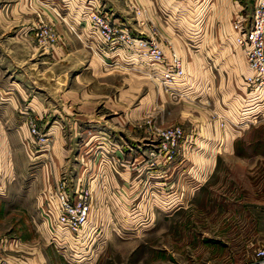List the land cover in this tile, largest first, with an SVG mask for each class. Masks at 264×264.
Listing matches in <instances>:
<instances>
[{
    "label": "rangeland",
    "instance_id": "374dc122",
    "mask_svg": "<svg viewBox=\"0 0 264 264\" xmlns=\"http://www.w3.org/2000/svg\"><path fill=\"white\" fill-rule=\"evenodd\" d=\"M113 1L132 16L130 7L133 8V1L139 0ZM163 1L167 7L164 11L159 10L160 23L175 34L174 40L179 43L178 50L182 53V57L179 56L187 62V71L191 75L186 76L191 79L186 82L188 98L169 95L155 77L143 68L131 66V75L136 80L149 82L153 89L152 92L150 89L149 108L141 113V117L131 119V134L140 146H134L133 142L130 146L123 137L112 135L118 143L104 140L106 148L100 144L91 145L95 159L101 149L107 157L118 153L119 164L109 166L105 163L103 175L107 171L120 180L116 184L107 181L108 191L99 197L100 204L91 194L89 221L93 226L83 244L78 246L70 242L56 246L58 240L54 241L51 236V215L44 191L53 181L42 187L40 175L43 169L39 159L44 149L54 146L53 137L59 142L65 140V146L70 150L58 167L57 178L60 175L68 177L67 184L71 188L83 167L97 173L95 162L86 166L79 156L84 134L77 129L72 134L48 132L50 127L59 126L58 121H51L55 119L38 121L37 129L45 138L42 141L25 130L21 134L25 140L22 146L15 134L7 133L13 140L14 150L9 149L5 158L10 161L8 165L0 164V243L15 238L21 247L11 251L4 249L7 254L22 260L36 252L42 261L44 258V264H71L64 256L74 254L96 256L93 263L83 264H131L132 253L140 256V264H245L254 259L257 249H264V99L261 100L264 96L259 99L258 116L247 125L235 126L233 118L244 110L249 112L255 105L244 84L247 69L241 50L234 43L231 28L234 18L245 17L248 23L255 0H195L193 19L188 15L192 11L191 0ZM26 2L27 5L37 2L45 7L49 1ZM63 7L56 8L65 12L66 7ZM96 7L106 10L113 21L121 22L110 7L99 4ZM19 28L25 29L16 25L7 31L12 33ZM192 76L198 77L197 83ZM147 91V87L138 91L131 109L144 106L146 101L142 96ZM10 114L13 112H9V117L0 118V127L10 129L15 122L23 121L22 117H11ZM77 125L80 128L79 123ZM174 125L184 129L185 155L192 159L195 167L194 170L190 166L188 170L185 165L181 166L192 186L185 197L174 194L177 186L173 181L177 176L174 179L171 176V182L165 185H160L159 180L151 181L152 176L168 171L165 166L144 164L155 146L150 141L155 128ZM213 131L215 134L211 135L209 132ZM105 137L111 139L108 135ZM209 142L215 146H207ZM196 143L199 148H194ZM188 150L191 155L187 154ZM196 168L197 171L204 169L205 175L195 177ZM89 174L95 179L87 184L92 190L99 188L98 175ZM130 177L131 198L130 188L124 183ZM165 192L170 197L167 194L160 196ZM130 199L131 211L128 209ZM101 205H113L121 211L112 214V210L109 212Z\"/></svg>",
    "mask_w": 264,
    "mask_h": 264
},
{
    "label": "crops",
    "instance_id": "0c3cea01",
    "mask_svg": "<svg viewBox=\"0 0 264 264\" xmlns=\"http://www.w3.org/2000/svg\"><path fill=\"white\" fill-rule=\"evenodd\" d=\"M48 1V4L43 7L41 6L43 4L39 5L40 3L37 2L33 3L34 5H27L26 0H0V118L9 117V112H13V114H10L11 117L23 118L21 123L15 122V125H12L10 129L0 127V164L7 166L10 161L5 158L9 153V149L14 150L13 140L9 139L7 133L15 134L17 141L24 146L25 140L21 134L23 135L25 130L29 133L28 121H32L38 127L37 123L40 119H55L51 120L53 123L58 121L59 126L50 127L48 132L72 134V131L77 129V131H81V134H84V145L80 147L79 156L86 166H90L95 159V157H92V151H90L91 145L100 144L103 148H106L107 142L105 141L116 142L112 136L116 138L123 137L128 144L133 142L135 143L134 146H140L139 141L136 142L137 138L131 134V119H136L137 116L141 117V113L149 108L151 104L149 97H151L153 89L152 84L149 82L136 80L131 75V66L135 65L147 72L149 68L136 54L134 47L131 48L126 45L111 46L105 43L96 28L90 24L87 13L91 9L97 8L96 6L99 4L103 7H110V10L120 18V21L132 29H140L137 22L143 21V33L147 34L149 28L155 29V37L165 54L173 51L180 55L182 53L178 50L179 43L174 40L175 34L167 29L168 26L166 27L160 23L159 10L164 11L167 7L164 1H133V8L130 7L132 16H129L128 11L119 7L113 0ZM195 2V0H191L192 11L188 14L192 19L194 12H196ZM57 6L60 8L65 6L66 13L63 9L56 8ZM142 12L144 13L142 14ZM38 21L52 25L59 34L60 42L51 50H41L34 42L32 27ZM16 25H20L25 29L19 28V31L16 29L12 33L7 31L11 26ZM68 26L72 27L73 32ZM21 31L23 32L21 33ZM191 36L192 33L189 37ZM241 53L247 69L246 74H249L242 50ZM183 67L185 71L183 86L187 91L186 82L191 79L186 76L191 75L188 74L187 62L184 60ZM192 77L194 83H197L198 77ZM145 87L148 91L142 96L143 101H146L144 106L137 105L131 109L130 105L136 94L141 88L144 89ZM253 103L257 106V102ZM244 115L236 114L233 116L235 126H242L239 121L246 119ZM78 123L80 128H77ZM209 133L211 135L215 134V132ZM104 135L110 136L111 139L106 138ZM53 138L55 140L53 142L54 146L51 149H44L41 159H39L43 169L40 175L42 187L57 179L58 167L65 159L67 150H70V148H66L65 140L59 142L55 137ZM94 138H96L95 142H93ZM209 143L207 146H215V144ZM108 145L112 144L108 143ZM129 145L131 146V143ZM185 148L186 146L182 150L183 159L181 161H179L180 157L176 158L175 163L165 166L168 171L165 170L159 175L152 176L151 180H159L160 185H165L170 181L171 176H173V179L177 176V179L173 181V184L175 183L177 186L174 194L181 197H185L192 190L187 175L184 174L183 170L181 171V166L185 165L187 169L191 166L195 170L194 164L191 163L192 159L185 155L187 152ZM194 148H199V145L194 144ZM18 149L20 150V148ZM190 150L187 153L189 155H191ZM115 154L118 155L117 152ZM211 156L213 157V155ZM102 158L106 159L104 156ZM208 158L210 160L209 156H207ZM128 164L131 168V161ZM104 165L106 166V164L97 165L99 169L103 167L102 173L106 170ZM212 165L213 163L210 166L211 168ZM210 167L208 166V171ZM197 169L194 173L195 177L205 175L206 171L204 169L199 171ZM96 172L100 185L99 188L91 189V193L92 197L95 198V202L100 204L99 197L104 196L108 191L107 181H114L113 184H116L120 179L107 171L104 175L102 174L100 179L97 169ZM139 176H135V178ZM131 180L130 177L128 181H124L130 188L128 192L130 198ZM165 194L167 193H160V196L163 197ZM166 196L170 197L168 194ZM100 207L109 210V212L112 210V214L121 211L119 207L117 209L113 205H105L104 207L101 205ZM128 209L131 211V199ZM90 257L79 254L64 256L66 261L71 264L93 263L96 256ZM139 261L140 256L132 253L131 264L133 262L140 264ZM19 262L21 264L45 263L44 258L42 261L40 255L36 252L31 254V257H24Z\"/></svg>",
    "mask_w": 264,
    "mask_h": 264
},
{
    "label": "built area",
    "instance_id": "2783aa9c",
    "mask_svg": "<svg viewBox=\"0 0 264 264\" xmlns=\"http://www.w3.org/2000/svg\"><path fill=\"white\" fill-rule=\"evenodd\" d=\"M87 17L105 43L111 46L134 47L136 54L148 66V74L158 80L166 93L173 97L188 98V89L186 91L183 86L185 80L183 61L173 51L168 54L164 53L155 37V29L149 28L148 33L144 34L143 21H139L137 25L140 29L131 30L124 23L113 21L106 11L99 8L91 9L87 13ZM246 22L245 17L234 18L231 28L234 32V43L242 50L249 70V74L244 77V84L249 89L250 99L255 100L257 106L249 108L251 109L249 112L244 110L240 113L246 116V119L239 121L240 125H247L258 116L260 112L258 109L259 99L264 96V0L254 1L250 18L248 23ZM68 27L73 32L72 27ZM32 31L34 42L41 50H51L60 42L58 32L50 24L38 21L32 27ZM263 99L261 98V100ZM28 130L30 135L35 136L37 140L45 139L32 121H28ZM151 138L150 141L154 142L155 146L149 151L144 163L146 166L162 167L175 163V159L178 157H180L179 161L183 159L182 150L187 145V139L184 129L180 125L156 127ZM103 150L98 151V157L94 159L95 164L107 163L109 166L115 163L119 164L116 155L110 154L107 157V153ZM96 168L101 179L103 167ZM89 173L93 176L97 175L87 167H83L80 177L71 188L67 184L69 178L60 175L44 191L46 205L51 215L49 229L53 240H58L59 244L56 246H63L69 242L75 246L83 244L85 236L93 226L89 221L92 210V193L91 187L87 183L91 180L94 181L95 178ZM19 246L20 241L15 238H9L0 243V264H21L14 256L4 252V249L7 251L18 250ZM245 264H264V249H257L254 259Z\"/></svg>",
    "mask_w": 264,
    "mask_h": 264
}]
</instances>
